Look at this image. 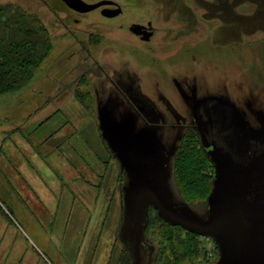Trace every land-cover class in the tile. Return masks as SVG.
Returning <instances> with one entry per match:
<instances>
[{
  "label": "rangeland",
  "instance_id": "1",
  "mask_svg": "<svg viewBox=\"0 0 264 264\" xmlns=\"http://www.w3.org/2000/svg\"><path fill=\"white\" fill-rule=\"evenodd\" d=\"M113 1L115 17L0 0L48 42L0 90V264H161L173 246L179 264H264L193 110L227 98L264 139V0ZM139 134L158 145L150 174L121 155ZM187 155L205 177L197 191L178 172Z\"/></svg>",
  "mask_w": 264,
  "mask_h": 264
},
{
  "label": "water",
  "instance_id": "2",
  "mask_svg": "<svg viewBox=\"0 0 264 264\" xmlns=\"http://www.w3.org/2000/svg\"><path fill=\"white\" fill-rule=\"evenodd\" d=\"M62 1L80 13L101 7L103 16L115 17L122 11L121 6L113 0L91 3L85 0ZM130 30L136 34L143 33L145 40L152 33L139 23H133ZM194 115L223 174L228 178L227 184L231 186L240 210L253 226L264 254V139L247 134L243 114L227 98L212 96L198 100ZM121 155L127 165L142 168L150 174L157 159L158 145L150 135H134L125 143ZM150 190L154 191L155 188L151 187ZM158 206L161 208L159 203ZM215 208L219 210L220 204Z\"/></svg>",
  "mask_w": 264,
  "mask_h": 264
},
{
  "label": "trees",
  "instance_id": "3",
  "mask_svg": "<svg viewBox=\"0 0 264 264\" xmlns=\"http://www.w3.org/2000/svg\"><path fill=\"white\" fill-rule=\"evenodd\" d=\"M0 13L4 15L0 18V90H6L20 85L23 79L22 73L23 71L26 72V65L37 63V59L41 57L42 53H44L47 48L48 42L42 34L38 33L34 21H32L33 25H27L26 22L22 20L21 14H6L7 11L3 8L0 9ZM42 29L44 30L43 27ZM180 161L181 162L178 164L180 166L178 172H182L185 183L192 189L194 187L196 191L198 189L200 190L199 182L203 183L205 177L202 176L200 172L196 171L194 167L195 163L199 160L193 156L187 155ZM195 184L197 186H195ZM157 219L158 222L155 221L154 224H157V230L161 236L172 238L171 230L173 229L178 236V242L180 244H186L179 238L180 232H182L179 226H170L159 218ZM187 233L188 237L192 236L191 232ZM188 239V242H190L191 238ZM190 246L192 247L191 244L189 247ZM170 249L175 252L173 255L174 258L167 255L161 261V264H179V258L182 256L180 255L181 253L179 254L178 248L176 249L174 246L170 247ZM161 251H164L163 247ZM165 253L164 255H166Z\"/></svg>",
  "mask_w": 264,
  "mask_h": 264
},
{
  "label": "bare ground",
  "instance_id": "4",
  "mask_svg": "<svg viewBox=\"0 0 264 264\" xmlns=\"http://www.w3.org/2000/svg\"><path fill=\"white\" fill-rule=\"evenodd\" d=\"M101 7H99V8H96V9H100ZM96 9H93V10H96ZM92 11V10H91ZM88 12H90V11H88ZM78 13H80V12H78ZM84 13H87V12H84ZM94 12H90V14H88V15H92ZM210 97H212V96H210ZM195 105V104H194ZM193 110H194V106H193Z\"/></svg>",
  "mask_w": 264,
  "mask_h": 264
},
{
  "label": "flooded vegetation",
  "instance_id": "5",
  "mask_svg": "<svg viewBox=\"0 0 264 264\" xmlns=\"http://www.w3.org/2000/svg\"><path fill=\"white\" fill-rule=\"evenodd\" d=\"M141 35H143V33H141Z\"/></svg>",
  "mask_w": 264,
  "mask_h": 264
},
{
  "label": "built area",
  "instance_id": "6",
  "mask_svg": "<svg viewBox=\"0 0 264 264\" xmlns=\"http://www.w3.org/2000/svg\"><path fill=\"white\" fill-rule=\"evenodd\" d=\"M211 252V251H210Z\"/></svg>",
  "mask_w": 264,
  "mask_h": 264
}]
</instances>
